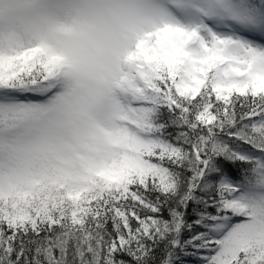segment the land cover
I'll list each match as a JSON object with an SVG mask.
<instances>
[{
	"label": "rangeland",
	"instance_id": "1",
	"mask_svg": "<svg viewBox=\"0 0 264 264\" xmlns=\"http://www.w3.org/2000/svg\"><path fill=\"white\" fill-rule=\"evenodd\" d=\"M262 24L264 0H0V218L22 225L31 206L45 208L42 190L78 198L89 170L125 189L146 168L140 153L159 139L145 128L150 100L135 92L155 47L179 61L177 92L191 93L209 70L217 91L251 80L263 92ZM38 55L60 67L59 89L11 88ZM254 123L261 130L264 116ZM238 156L254 161L258 181L218 175L222 216L200 244L206 258L219 250L264 264V151Z\"/></svg>",
	"mask_w": 264,
	"mask_h": 264
},
{
	"label": "trees",
	"instance_id": "2",
	"mask_svg": "<svg viewBox=\"0 0 264 264\" xmlns=\"http://www.w3.org/2000/svg\"><path fill=\"white\" fill-rule=\"evenodd\" d=\"M165 51L155 47L143 61L144 88L135 92L150 100L145 128L159 139L140 153L146 168L130 174L126 190L91 170L78 198L62 187L63 195L42 190L45 208L31 206L22 225L0 218V264H263L219 250L206 258L200 239L222 216L218 175L245 187L258 181L254 161L238 154L264 151V126L257 131L254 123L264 116V91L251 80L217 91L209 70L191 93L177 92L179 61L168 55L163 61ZM46 59L38 55L11 88L27 84L41 94L44 84L52 86L59 67Z\"/></svg>",
	"mask_w": 264,
	"mask_h": 264
}]
</instances>
